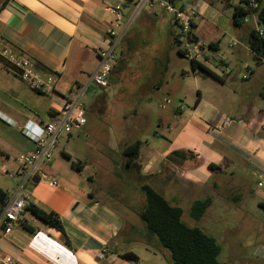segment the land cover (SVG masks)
<instances>
[{"label": "crops", "instance_id": "crops-1", "mask_svg": "<svg viewBox=\"0 0 264 264\" xmlns=\"http://www.w3.org/2000/svg\"><path fill=\"white\" fill-rule=\"evenodd\" d=\"M1 4L0 46L30 60L35 67L37 63L43 66L45 71L36 68L42 75L55 76L56 84L51 92L34 91L0 64V171L7 172L9 166H14L12 179H21L10 194L1 182L0 188L7 193V201L20 189L25 202L58 214L70 246L64 243L62 233L29 212H23L21 218L34 232L24 229L19 221L5 230L0 212V257L9 256L15 264H140L127 261L120 254L134 252L128 247L141 239L136 236L138 233L143 235L144 252L155 254L151 252L154 241L146 245V228L139 229L136 219L142 203V183L150 184L165 198L169 194L172 201L166 199L173 205L187 201L188 211L195 199L210 196L212 202L204 216L216 207L234 210L236 204L231 203L240 199L236 180L242 178L245 195L257 198V205L264 209V104L256 100L262 97L264 103V59L245 66L241 74L236 71L226 83V63L220 75L197 58L218 79L205 76L190 65L181 70L179 84L172 85L169 63L175 55L181 56L177 49L183 47L175 42L173 16L166 11H136L134 0H3ZM175 6L194 12L191 32L202 45V56L206 57L205 49L213 53L215 50L208 44L220 41V34L229 31L231 19L204 0H176ZM116 9L120 13L118 20ZM247 21L250 30L257 25L254 15H248L244 23ZM204 26L207 34L203 33ZM111 29L119 38L115 47L118 58L107 84L101 88L110 92V88L119 90L126 85L129 90L119 103L123 108L114 118L117 125L111 136L97 139L100 158L96 167L85 161L81 169H75L72 159L64 156L70 154L62 150L66 162L57 156V148L47 164L57 177L56 185L24 181L26 167L19 173L20 158L34 148V143L21 133V126L28 120L47 122L60 110L65 95L83 91L82 96L90 89V78L98 65L97 52L109 46ZM243 47L249 50L248 45ZM246 73L249 76L244 78ZM250 78L255 82L253 89L236 84L239 79ZM161 91L181 101L173 110L172 124L164 112L163 101L169 102L168 99L161 100L160 111L138 108L150 94ZM102 103L100 94L95 98L99 110ZM104 108L107 112L109 105L106 103ZM153 117L160 123L167 122L166 132L140 138L135 133L140 123H150ZM76 133L64 136L61 142ZM135 141L140 142L139 154L127 165L123 150ZM108 153L117 155V160ZM118 168L126 173L117 174L115 180L118 185L119 181L128 183L133 202L119 203L122 213L105 200L117 193L109 189L115 182L106 175L114 174ZM0 209L3 211L2 203ZM202 217L194 221L199 222ZM138 257L141 260L143 256ZM249 260L246 262H252Z\"/></svg>", "mask_w": 264, "mask_h": 264}, {"label": "rangeland", "instance_id": "rangeland-1", "mask_svg": "<svg viewBox=\"0 0 264 264\" xmlns=\"http://www.w3.org/2000/svg\"><path fill=\"white\" fill-rule=\"evenodd\" d=\"M2 1L3 0H0V4ZM204 1L209 3L218 13L224 14L229 19H232L233 4L236 3L237 0H231L229 5H227L225 0ZM229 27V31L225 34H220V41L218 42L219 49L213 51V53H210L205 49L207 52L206 57H203L202 53L198 57L202 63L209 66L213 71L220 75H222L223 70L225 69L224 63H226V69L229 71L228 74L224 75L226 83H228L229 77L236 71L241 74L244 71L245 66H252L255 64L250 56L249 50L247 48L244 49L243 47V45H248L250 22L247 21L240 27H233L230 24ZM137 30L142 32L139 27H137ZM202 30L203 33L207 34L208 28L206 26H204ZM184 45V42H182V44H179L178 46L184 47ZM240 48L242 49L241 52L238 51ZM189 60L188 57L175 55L174 61L169 63L168 73H172V76H169L170 84H179V80L182 79L183 76L181 70L190 67ZM246 76L248 77L249 73H246L244 78H246ZM254 83V79L250 78L249 80L239 79L236 84L239 88L247 85L253 89ZM125 86L123 87L125 91H123V89L112 90V88H110V92H108L106 89L104 90L94 83L91 85L90 89H88L80 98L81 105L85 111L86 123L78 133L66 139L65 142L60 143L57 150V156L65 159V155L63 156L62 154L63 150V152H68L70 154L72 161H79L81 163L87 161L91 162L92 166L96 167V162L100 158V155L97 153V149H100L97 139L103 136H111L113 128L116 127L117 122L114 118L118 116L117 114L119 110H122L123 108V105H119V103H121L120 101L123 99L126 89H128V87ZM92 92L96 93L92 95ZM105 93L107 95H105ZM100 94L103 96V110H99L95 105V98ZM149 97L150 98L147 99V101L140 102L138 108L140 110H147V108L150 107V112L160 111L162 109L161 100L168 99L169 102L166 100L163 101V103L166 104L164 112L165 114L168 113L170 116H166V120H168L167 122L172 124L173 110L176 106L181 104L178 97L175 95H167L165 91H161L158 94H150ZM256 100H259L261 104H264L262 103V97H259ZM106 103L109 105V110L107 112H105L104 108ZM147 103H151L150 106H148ZM154 117L153 121L150 123H146L145 125L140 123L141 125L139 126V129L135 132L136 134L138 133L140 138H150L153 135V132H166L167 122L160 123L159 121H156ZM108 155L113 160H117L118 158L115 154L108 153ZM64 161H66V159ZM13 169L14 166H9L7 172L4 171L1 173L0 171V182L4 190L9 194L17 189L18 184L21 181V179H12L11 175L14 172ZM123 173H126V171L123 170L120 172L118 168L114 174L106 175L109 181L114 179L115 183L109 186V189H113L114 191H117V193H115V195H109L112 200H105L107 203L113 204V207L121 213L122 209H118L117 207L119 203L133 204V202H131V187H129L128 183L125 181H119L118 185L115 180L117 174L122 175ZM126 176L131 177L130 175ZM243 180L244 179L242 178L236 180L237 192L240 194V199L236 201V203H231L236 204L234 210L224 211L216 207L214 210L208 212L209 214H205L198 222L194 221L195 219L189 215L187 201H182L180 206L183 209V220L191 225L194 224L199 226L207 234L216 239L222 248V252L219 255L220 260L231 263L235 262L236 264H264V209L257 205V198L245 195L242 190ZM139 195L142 200L141 204H143L144 198L141 194ZM165 196L168 200H171L169 194H165ZM218 203L222 204L223 201H219ZM210 213H213V215H210ZM136 219L141 226L139 229H144V223L138 218V216H136ZM136 236L141 239L135 240L132 244L133 246L128 248L132 249L137 256H143L141 257V260H138L140 264H169V261L166 258L168 254L166 250L163 249L160 251L157 250V248H154L151 252L155 254L148 255L144 252L146 251V248H144V240H142L143 235L138 233ZM246 260L252 262H246Z\"/></svg>", "mask_w": 264, "mask_h": 264}, {"label": "trees", "instance_id": "trees-1", "mask_svg": "<svg viewBox=\"0 0 264 264\" xmlns=\"http://www.w3.org/2000/svg\"><path fill=\"white\" fill-rule=\"evenodd\" d=\"M169 1L175 5L176 0ZM225 1L229 5L231 0ZM255 1L257 2V7L254 8L249 5V0H237L233 4L231 25L233 27H240L244 23L245 17L248 15L255 16L257 26L263 29V34H259L258 30L253 27L249 32L248 48L254 62L259 63L264 59V0ZM193 38H195L194 35ZM208 47L211 50H217L218 43H209ZM0 49H5V47L0 46ZM177 52L181 56H185L182 49L178 48ZM190 65L193 70L218 79L212 71L195 59H190ZM36 67L39 70L45 71L44 67L38 63ZM139 147L140 142L135 141L124 148L123 155L127 165H130V163L137 159ZM172 154H177V152H173ZM65 157L70 159L66 154ZM81 165L82 163L79 161H71V166L75 169H81ZM139 192L144 198V203L137 210V215L146 228L145 243L149 246L154 241L157 250H166L168 253L166 258L169 264H233L219 259L222 248L214 237L207 234L199 226L189 225L183 220V210L180 206L171 204L161 192L148 183L140 184ZM7 198V193L0 188V203L2 205L5 204ZM211 202L212 198L210 196L195 199L190 206V216L195 220L199 219L211 205ZM0 212H2V209H0ZM23 212H29L48 227L62 233L64 243L70 246L69 239L64 232L58 214L52 211H45L27 202L17 221L29 232H34V228L21 218ZM5 222L2 224L3 229ZM120 257L133 263L138 261V256L132 251L123 252L120 254Z\"/></svg>", "mask_w": 264, "mask_h": 264}, {"label": "built area", "instance_id": "built-area-1", "mask_svg": "<svg viewBox=\"0 0 264 264\" xmlns=\"http://www.w3.org/2000/svg\"><path fill=\"white\" fill-rule=\"evenodd\" d=\"M134 1L136 11L142 9L154 11L159 9L170 13L175 23L176 30L174 35L176 44L179 45L184 42L183 51L189 59L196 60L199 57L202 45L193 38L191 32L192 19L194 18L192 10L178 8L169 0ZM249 5L255 8L257 7V2L249 0ZM114 13L118 20L120 18L119 11L116 9ZM255 28L259 34H263V29L257 25ZM108 33L111 41L107 48L98 50V65L90 78L92 83L100 87L107 84L110 71L118 58L115 47L119 38H116V33L113 29L109 30ZM0 60L9 61L20 72V75H18L20 79L32 90L37 92L55 90V76L42 75L30 60L17 56L9 49H0ZM81 93L83 91H74L65 95L62 107L52 114L47 122L36 123L28 120L21 126V133L34 143V148L20 158L22 168H20L19 173H22L24 171L23 168L26 167L24 181H45L50 185H56L57 177L48 170L47 164L57 150L62 138L78 132L86 122L84 109L80 102ZM19 190L3 204L2 215L6 221L5 230L11 227L12 222L19 219L27 203L20 197ZM0 264L15 263L11 257L4 256L0 257Z\"/></svg>", "mask_w": 264, "mask_h": 264}, {"label": "water", "instance_id": "water-1", "mask_svg": "<svg viewBox=\"0 0 264 264\" xmlns=\"http://www.w3.org/2000/svg\"><path fill=\"white\" fill-rule=\"evenodd\" d=\"M0 64L4 66L9 71L13 72L16 75H20V72L7 60H0Z\"/></svg>", "mask_w": 264, "mask_h": 264}]
</instances>
